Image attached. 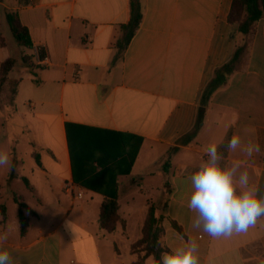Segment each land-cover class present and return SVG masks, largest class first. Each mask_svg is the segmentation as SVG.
<instances>
[{"label": "crops", "instance_id": "crops-1", "mask_svg": "<svg viewBox=\"0 0 264 264\" xmlns=\"http://www.w3.org/2000/svg\"><path fill=\"white\" fill-rule=\"evenodd\" d=\"M233 1L142 0V24L119 54L115 44L131 0H0V76L5 61L17 60L8 76L16 93L8 101L7 90L0 94V151L10 161L0 167V194L12 193L15 209L9 195H0L7 208L0 234L8 233L3 248L12 264H134L144 255L133 245L151 206L160 209L168 251L194 240L201 264H264V216L247 232L213 238L192 226L195 213L187 207L188 177L207 159L209 143L226 144L237 134L264 149V18L252 34H242L229 21ZM9 11L29 29L31 65L20 66L18 53L25 51L11 37ZM244 44L237 70L211 96L196 137L181 144L197 123L207 85ZM38 47L47 58L42 63ZM70 124L142 141L130 174L117 176L120 220L112 232L100 222L103 194L82 185V199L65 192V182L74 180ZM244 166L264 187V152ZM16 182L31 192L32 204L15 192ZM15 196L37 213L29 215L26 234Z\"/></svg>", "mask_w": 264, "mask_h": 264}, {"label": "trees", "instance_id": "trees-1", "mask_svg": "<svg viewBox=\"0 0 264 264\" xmlns=\"http://www.w3.org/2000/svg\"><path fill=\"white\" fill-rule=\"evenodd\" d=\"M6 18L18 46L33 49L29 29L22 24L19 14L9 11ZM262 18H264V0L233 1L229 21L237 23L242 34H252L256 24ZM142 21V0H131L129 19L120 26V36L115 44V48L119 54L125 53L139 30ZM246 46L244 44L239 47L232 60L216 71L214 78L207 85L202 95L197 123L189 134L180 139L181 144H188L196 137L203 123L206 107L211 96L237 70ZM41 55L43 56V54ZM16 61L15 58H10L1 65L0 94L5 83L12 82L8 76L13 71ZM13 83L15 84V94L17 84L15 81ZM67 137L74 181L104 195L100 222L102 228L112 232L116 229L117 223L120 220L117 176L120 174H130L142 141L141 139L135 141L133 137H128L121 133L107 132L72 124L67 126ZM168 168L169 162H166L164 164L166 174ZM24 181L30 187L29 181L27 179H24ZM166 186H169V181H166ZM15 201L19 205L18 217L21 232L22 234H26L30 227L29 214L35 216L37 213L31 210L28 204L21 201L17 196H15ZM0 214L4 218L7 216V208L4 204H0ZM162 218L160 209L156 206H151L142 230V238L133 245L134 252H144V255L134 264H145L148 256H154L156 259H159L162 252L168 251V248L162 242L164 233ZM175 226L181 229L176 223Z\"/></svg>", "mask_w": 264, "mask_h": 264}, {"label": "clouds", "instance_id": "clouds-1", "mask_svg": "<svg viewBox=\"0 0 264 264\" xmlns=\"http://www.w3.org/2000/svg\"><path fill=\"white\" fill-rule=\"evenodd\" d=\"M223 145L225 151H220ZM225 152L239 153L244 159L227 162ZM264 152L259 143H243L233 134L224 144L213 141L206 148L207 159L202 160L189 177L191 194L187 207L195 213L193 227L213 238L230 237L233 233L247 232L264 216V187L252 182L244 166L255 155ZM224 161L222 164L221 162ZM9 154L0 151V167L9 165ZM71 230L72 223L66 222ZM8 233L0 234V264H12L10 252L3 248ZM198 245L194 240L162 252L159 259L148 256L145 264H201Z\"/></svg>", "mask_w": 264, "mask_h": 264}, {"label": "rangeland", "instance_id": "rangeland-1", "mask_svg": "<svg viewBox=\"0 0 264 264\" xmlns=\"http://www.w3.org/2000/svg\"><path fill=\"white\" fill-rule=\"evenodd\" d=\"M11 37L15 40V37H13V36H11ZM22 49L25 52L18 53V60H20V66H23L25 64L31 65V63H32V55L29 54V51L27 50V48L22 47ZM16 63H17V61H16ZM2 88L7 90L6 91L7 93H5V96H4L5 100L8 101L9 98L12 100V97H13V94H14V90H15V84L13 83V81L11 83H9V84L6 82L5 85ZM1 97L2 96H0V99H1ZM5 188L6 187L4 186V189ZM14 188H15V192H17L25 201H27L30 204H32L34 202L31 192L26 188L24 183H20V182L17 183L16 182V185L14 186ZM5 191L6 190H4L3 193L1 192L0 195L1 196L4 195L5 197H8V195H9L10 201L7 200V202L10 205L11 213H13L15 211L14 206H13V202H12L13 194L12 193L9 194L8 192H5Z\"/></svg>", "mask_w": 264, "mask_h": 264}, {"label": "built area", "instance_id": "built-area-1", "mask_svg": "<svg viewBox=\"0 0 264 264\" xmlns=\"http://www.w3.org/2000/svg\"><path fill=\"white\" fill-rule=\"evenodd\" d=\"M36 55L40 63H42L43 60H47V58L41 57V48L39 47L36 49ZM64 189L67 194L74 198L82 199L84 196V189L74 180H67L64 184Z\"/></svg>", "mask_w": 264, "mask_h": 264}]
</instances>
